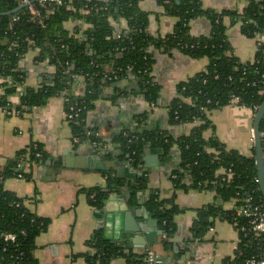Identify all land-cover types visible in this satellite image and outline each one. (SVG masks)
Returning a JSON list of instances; mask_svg holds the SVG:
<instances>
[{"label": "trees", "instance_id": "obj_1", "mask_svg": "<svg viewBox=\"0 0 264 264\" xmlns=\"http://www.w3.org/2000/svg\"><path fill=\"white\" fill-rule=\"evenodd\" d=\"M31 1L37 13L21 0H0V75L3 78L0 86L4 88L0 108L5 115L10 116L14 111L22 115L61 95L78 144H96L95 149L99 151L105 148L108 157L125 159L136 171L144 164L148 148L159 151L162 157L178 150L179 165L171 176L173 196L164 198L158 190L150 189L145 172L142 175L137 172L134 179H127L119 177L112 168L103 171L105 186L88 189L90 203L102 208L113 191L127 190L131 199L139 191H149L145 204L158 221L163 250L170 253L174 250L172 239L178 232L176 217L184 211L176 202L175 192L212 190L219 201L197 209L189 229L190 241L203 239L215 218H220L239 233L235 253L225 259V264H247L254 255L262 254L264 233L254 230L252 217L242 211L264 205L255 147L251 155H244L229 148L217 136L207 138L205 132L214 127L210 112L231 105L234 98L239 99L238 105L254 111L253 122L264 103V41L259 39L264 35V0H248L242 12L206 8L202 0H156L164 14L178 18L174 29L166 35L150 32V13L141 8L143 0ZM15 9L18 11L7 14ZM201 16L211 22L209 35L191 33V21ZM227 18L231 23H241L242 32L248 37L259 39L252 60L242 61L234 53L227 35ZM121 19L127 27L118 30L116 22ZM68 21L78 22L73 31L66 27ZM37 48L40 50L35 61L48 58L55 72L44 75L39 87H26L19 105L13 106L10 96L24 87L28 79L21 61L31 49ZM157 50L167 53L178 50L193 58L209 59L204 70L178 83L177 95L166 105L170 125L195 121L198 124L190 133L175 136L165 129L147 127L152 110H146L136 116V127L117 135L112 141L115 148L108 149L110 142L87 126L88 112L101 98L117 103L142 97L156 106L162 90L153 76ZM79 77L86 81L83 94L74 91ZM260 132L264 149V116ZM49 159L44 146L35 142L0 165V264L37 262L36 240L47 230L50 219L32 212L26 203L28 198L8 190L5 181L21 173L30 178L33 167ZM229 202L234 206L226 209L224 205ZM8 233L15 234V240L6 239ZM88 246L85 254L88 264H110L119 258H124V264H147L152 250L128 248L110 238L103 227L95 231ZM184 251L186 248L181 252Z\"/></svg>", "mask_w": 264, "mask_h": 264}, {"label": "crops", "instance_id": "obj_2", "mask_svg": "<svg viewBox=\"0 0 264 264\" xmlns=\"http://www.w3.org/2000/svg\"><path fill=\"white\" fill-rule=\"evenodd\" d=\"M202 2L206 8L238 12H242L249 3L248 0ZM140 5L150 13L151 33L166 35L174 29L178 18L164 14L163 7L156 0H143ZM77 23L68 21L66 27L73 31ZM226 24L234 53L242 61L252 60L261 38L248 37L242 32L241 23H231L230 18L226 19ZM190 26L191 33L196 36L209 35L211 32V22L205 16L193 19ZM116 27L118 30L126 28L127 23L121 19L116 22ZM37 55L38 50L31 49L21 61L28 79L24 87L10 96L13 106L19 105L26 87H39L44 75L49 76L55 72L54 66L48 61L36 62ZM208 63L207 57L193 58L178 50L171 53L157 50L153 76L162 85L159 103L153 107L142 97L123 99L117 103L110 98H101L96 101L94 109L88 112L87 126L94 134L110 142L107 144L108 149L115 148L112 141L117 135L136 127V116L146 110H152L147 127L165 129L175 136L190 133L198 122L170 125L166 105L177 95L178 83L204 70ZM85 88L84 77H79L74 85L75 93L83 94ZM108 92H112V89L108 88ZM3 93L4 88L0 86V94ZM210 118L214 127L205 132L207 138L217 136L229 148L237 149L244 155L252 154L254 111L251 108L231 104L211 111ZM35 142L42 144L50 154L49 161L34 166L30 178L17 176L5 181L8 190L28 198L26 203L32 212L50 219L47 230L37 237L35 264H88L85 256L89 251L88 240L100 227L105 229L110 238L128 248L136 251L151 248L161 256L162 261L165 259V264H225V259L234 255L239 239L238 230L220 218H215L203 239L190 241L189 229L197 216V209L218 200L212 190L178 189L175 192L176 202L184 211L176 217L178 232L172 239L174 250L170 253L163 250L159 226L154 223L156 219L145 204L149 191H139L135 199H131L127 190L113 191L102 208L92 205L88 189L106 185L103 171L114 168L119 177L127 179L136 175L131 165L132 169L125 163L116 165V162L125 159L108 157L107 154L106 161L115 162L114 166L106 169L81 166L84 164L82 156H99L102 150H96L92 143L74 142L63 96H53L44 105L34 107L22 115L13 113L6 116L0 108V165L17 151ZM151 153L158 154L159 166L145 171L149 178V188L158 190L164 198L173 196L171 176L179 165V151L174 149L166 157H162L155 149ZM224 206L229 209L234 204L229 202ZM185 248L186 251L182 253ZM124 263V258H119L110 264Z\"/></svg>", "mask_w": 264, "mask_h": 264}, {"label": "water", "instance_id": "obj_3", "mask_svg": "<svg viewBox=\"0 0 264 264\" xmlns=\"http://www.w3.org/2000/svg\"><path fill=\"white\" fill-rule=\"evenodd\" d=\"M19 9V8H18ZM18 9H15L13 11L7 12V14H13L18 11ZM264 116V103L260 106L255 122H254V147H255V152H256V161H257V167L259 171V183H260V188L264 194V149L262 146V140H261V132H260V124L261 120ZM106 150L102 149V154L98 155H92V156H82L83 160V165L82 167L88 166L90 168H96V169H106L108 166H114L115 162H108L106 161ZM69 163V162H68ZM116 165H120L122 163H125L126 165L129 166V168L132 169L130 166V163L125 160L123 162H116ZM159 166V157L158 154H153L151 153V149L146 150V154L144 157V164L139 167L137 172L139 175H142L143 172L148 171L150 167H158ZM134 173H136V170L133 168ZM127 178V177H126ZM135 176L131 179H134ZM155 224H158L157 220H154ZM161 234V230H159ZM107 234V232H106ZM108 235V234H107ZM160 264H165V259Z\"/></svg>", "mask_w": 264, "mask_h": 264}, {"label": "built area", "instance_id": "obj_4", "mask_svg": "<svg viewBox=\"0 0 264 264\" xmlns=\"http://www.w3.org/2000/svg\"><path fill=\"white\" fill-rule=\"evenodd\" d=\"M42 1H47V0H42ZM52 1L60 2V0H52ZM21 2L23 5L29 6L33 13L38 12L33 7L31 0H21ZM118 36H120V35L118 34ZM261 40L264 41V35H262ZM37 50L39 53L40 49L37 48ZM45 60L49 62L48 58H46ZM0 80L3 82V78L1 75H0ZM9 81H11V80H9ZM238 101H239L238 98H234L233 102L231 104H237ZM153 107H155V106L153 105ZM17 112H18V110H17ZM14 113H16V111H14ZM71 116L72 115H70V117ZM66 117H67V115H66ZM252 136H253V140H254V127L252 129ZM74 142L78 144L79 143L78 138H74ZM94 145L96 146V144H94ZM19 177H24V174H22V173L19 174ZM261 207H262V209H261ZM261 207L260 206H254V207H250V208H244V209H242V211L244 212V214L246 216L252 217V223L254 224V230L264 233V205H262ZM5 238L15 240L16 235L8 233L5 235ZM147 261H148L147 264H160L162 262V258L154 250H150ZM247 264H264V252L262 254H260L259 256L254 255L252 258H250L248 260Z\"/></svg>", "mask_w": 264, "mask_h": 264}, {"label": "rangeland", "instance_id": "obj_5", "mask_svg": "<svg viewBox=\"0 0 264 264\" xmlns=\"http://www.w3.org/2000/svg\"><path fill=\"white\" fill-rule=\"evenodd\" d=\"M244 135V134H243Z\"/></svg>", "mask_w": 264, "mask_h": 264}]
</instances>
